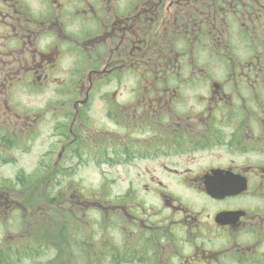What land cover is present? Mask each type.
Here are the masks:
<instances>
[{
    "label": "flooded vegetation",
    "instance_id": "af4514ba",
    "mask_svg": "<svg viewBox=\"0 0 264 264\" xmlns=\"http://www.w3.org/2000/svg\"><path fill=\"white\" fill-rule=\"evenodd\" d=\"M1 168L31 264H264V0H0Z\"/></svg>",
    "mask_w": 264,
    "mask_h": 264
},
{
    "label": "rangeland",
    "instance_id": "374dc122",
    "mask_svg": "<svg viewBox=\"0 0 264 264\" xmlns=\"http://www.w3.org/2000/svg\"><path fill=\"white\" fill-rule=\"evenodd\" d=\"M15 171L20 172L18 173V175L21 178L22 195L25 197V201H21L20 205L24 207L26 213L22 215L20 221L13 224V227H11L16 228L20 226L18 230L21 229V232L15 231L9 233H0V264H31V252L36 253L35 249H37L39 256L42 259L47 258V249L43 247L46 246L48 236L50 234L47 224L45 223L46 206H44L43 208L44 212L42 213L41 218L39 217V212H36V208H40V206L45 203V196H47L50 192V187L42 181V178H45L42 175L48 174L49 171L42 170L41 168L38 169L37 174L40 178L39 182L37 184H32V181L31 183H28L27 177H29L30 173L36 172V170L26 168L19 171L1 168L0 183L10 184L11 182H13ZM84 173L88 183H95V176L92 174L91 170H87ZM4 178H7L8 180H4ZM64 187H57V191L61 192ZM27 222L28 228L26 229ZM11 228H5L4 231H6V229ZM25 230H27V232H24ZM20 233L23 235V243L26 242V245H24L26 249H12L11 242L20 241L17 237ZM33 243H37L39 246L42 247L36 248L33 246Z\"/></svg>",
    "mask_w": 264,
    "mask_h": 264
}]
</instances>
